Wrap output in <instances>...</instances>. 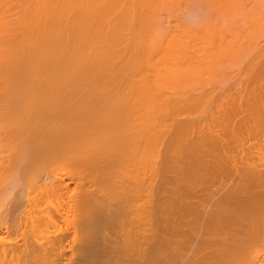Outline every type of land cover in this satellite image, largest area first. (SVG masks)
Masks as SVG:
<instances>
[{
  "label": "bare ground",
  "instance_id": "1",
  "mask_svg": "<svg viewBox=\"0 0 264 264\" xmlns=\"http://www.w3.org/2000/svg\"><path fill=\"white\" fill-rule=\"evenodd\" d=\"M71 5L0 0V264H264V88L192 74L159 184L155 112L81 86Z\"/></svg>",
  "mask_w": 264,
  "mask_h": 264
},
{
  "label": "rangeland",
  "instance_id": "2",
  "mask_svg": "<svg viewBox=\"0 0 264 264\" xmlns=\"http://www.w3.org/2000/svg\"><path fill=\"white\" fill-rule=\"evenodd\" d=\"M69 1L72 13L65 12L63 17L75 14L76 22L87 18L82 29L87 31L75 35L76 76L79 74L84 81L81 85L82 81L76 79L77 85L93 89L130 87L137 100L151 106L157 129L155 156L159 184L166 183L168 176L164 166L172 100L192 74L224 73V77L214 80L217 87L239 90L235 94L238 99L245 98L247 92V102L257 98L264 88V0ZM91 10L99 13L93 14ZM93 15L97 20L93 21ZM165 188L161 189V195ZM157 206L156 213H160L156 219L158 216L164 219L165 205Z\"/></svg>",
  "mask_w": 264,
  "mask_h": 264
}]
</instances>
